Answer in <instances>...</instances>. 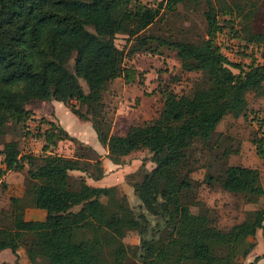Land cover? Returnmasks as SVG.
<instances>
[{"label":"trees","instance_id":"1","mask_svg":"<svg viewBox=\"0 0 264 264\" xmlns=\"http://www.w3.org/2000/svg\"><path fill=\"white\" fill-rule=\"evenodd\" d=\"M183 1L0 0V135L11 124L42 139L40 155L21 153L15 138L1 144L0 174L27 167L23 195L8 198L9 222L0 225V250L8 249L17 257L22 244L28 261L42 257L44 264H126L129 251H135L122 241L129 230L138 235L139 250L131 254L136 264H237L236 258L251 250L248 237L263 229L264 208L247 211L225 229L214 225L211 216L187 215L180 208L193 203L187 199L193 182L188 175L189 147L197 139L206 143L225 113H245L246 91L262 93L264 88V62L251 61L242 68L214 43L220 28L215 17L233 10L241 23L232 36L243 45H264V29L253 30L250 10L238 3L187 0L205 3V38L193 42L143 33L161 10L171 11ZM116 33L134 36L129 52L148 48V41L154 40L175 50L181 69L201 73L188 93L159 88L162 104L157 115L144 124H129L123 134L110 131L111 115L103 99L108 81L119 76L129 81L134 76L133 67L124 61L126 53L114 43ZM232 65L238 67L236 72ZM34 100L60 101L79 119L89 121L114 163L131 151L148 150L153 165L131 187L147 213L162 219L150 237L141 204L135 212L126 196H117L115 187L84 179L77 189L67 186L69 170L100 171L99 155L85 144L81 147L86 152L75 149L73 156L53 152L50 147L61 135L78 140L51 119L32 116L26 105ZM29 119L35 120V133L25 125ZM260 119L258 129L264 126V114ZM251 142L264 158V131ZM204 180H214L232 193L264 197L256 167L224 164L216 175L205 173ZM25 206L44 210V216L25 219ZM261 257L264 253L246 264Z\"/></svg>","mask_w":264,"mask_h":264},{"label":"rangeland","instance_id":"2","mask_svg":"<svg viewBox=\"0 0 264 264\" xmlns=\"http://www.w3.org/2000/svg\"><path fill=\"white\" fill-rule=\"evenodd\" d=\"M142 1L152 3L156 0ZM220 1L215 2L217 7L221 5ZM224 1L229 4L238 3L244 11L250 10V14H252L249 18L251 28L253 30L264 29V0ZM205 9L203 1L194 3L185 0L177 3L171 11L161 10L155 20L143 30V33H153L168 39L197 42L207 36ZM215 18L220 28L216 30L213 41L229 61L238 63L242 68H245L251 61L253 63L264 62V45L251 43L243 45L235 36H232L233 30L237 29L241 23L240 17L233 10L217 14ZM114 43L126 53L124 61L127 66L133 67L134 76L133 80L129 81L121 76L115 77L105 85L103 99L107 105L106 109L111 115L110 131L112 133L123 134L129 124L150 122L157 115L162 104L159 88L167 86L177 93H188L201 74L198 70L181 69L175 50L166 45L157 44L154 40L148 41V48L142 47L140 50L131 52L129 51L132 44L135 43L134 36L116 33ZM71 61L72 58L68 61L69 66ZM230 69L236 72L238 67L232 65ZM79 81L85 90L84 82L81 79ZM262 90V93L246 91L247 108L244 110L245 113H240L238 116H233L229 112L225 113L217 122L206 143H201L197 139L191 149L189 147L190 170L188 175L193 182L187 199L193 203L181 206L182 213L198 217L211 216L214 225L225 229L233 222L246 216L247 211L264 208L263 196L253 197L252 195L232 193L221 189L218 182L214 180L211 182L204 180L205 173L216 175L224 164H238L256 167L264 187V158H260L255 153L254 145L251 142L252 137L258 135L260 131H264L263 125L261 129H258L260 117L264 114V88ZM56 111L59 113L58 117L66 121L67 112L62 107H57ZM26 121L25 125L29 132L35 133V120ZM42 127L45 126L42 125ZM92 133H95L93 129ZM38 136L40 135L34 137L24 134L17 125L8 124L4 133L0 135V147L3 141L15 138L19 142L21 153L32 152L40 155L42 139ZM61 137L50 147L53 152L67 157L73 156L75 149H77V153L86 152L81 147L83 142L79 140V142H75L66 136ZM224 150L228 152L224 154ZM100 159L104 160L100 164V171L91 169V174H85L79 170H69L66 177L67 186L77 189L82 179L92 184L113 186L117 196L122 199L126 196L132 209L135 212L138 211L141 203L136 200L134 194H131V183L140 180L143 173L153 165L149 159L148 150L141 148L122 156L119 166H115L106 154ZM26 167L24 165L18 171L6 170L0 174V225L9 222L6 217L9 212V196L23 195ZM100 201L104 202L105 197H100ZM142 208L144 207L141 204L140 210L148 219L146 235L150 237L155 223L161 222L162 219L147 213L146 209ZM43 216L44 210L42 209L32 206H25L23 209L25 219H40ZM261 232L264 233V227ZM248 239L252 241L251 236ZM122 241L134 247L138 252V235L134 230L127 231L122 237ZM262 248L264 249L263 242H258L255 251L261 252ZM133 251H129L126 264H136L137 259L131 255ZM3 252H0V264L2 261L11 264H44L42 257H37L35 261H28L22 244L17 247V257L13 254L5 255ZM247 261L249 260L246 257L238 256L236 258L237 264H246Z\"/></svg>","mask_w":264,"mask_h":264},{"label":"crops","instance_id":"3","mask_svg":"<svg viewBox=\"0 0 264 264\" xmlns=\"http://www.w3.org/2000/svg\"><path fill=\"white\" fill-rule=\"evenodd\" d=\"M26 107L32 111V113H33L32 116H34L35 118L38 116H44L48 119H51L56 125H58L60 128H63V130H65L69 135H71V136L75 137L77 140L83 142V144L89 145L91 148H93L96 151L97 154H99V159H100V157H102L106 154V149L98 142V140L95 136V133L94 134L92 133V127H91L89 121L79 119L62 102L57 101V100H34V101L28 103L26 105ZM57 107H60V108L62 107L64 109V111L67 112L68 117H66V121L64 119L58 117L59 113H58V111H56ZM45 110H46V112H44ZM72 124H73V126H72ZM117 134H119V133H117ZM102 151H103L104 155H103ZM131 152H133V151H131ZM131 152H129V153H131ZM101 162H104V160L101 161V159H100V164H101ZM112 163L115 166H119V163H114V162H112ZM88 184H92V183H88ZM93 185H100V184H93ZM100 186H104V185H100ZM131 194L132 195L134 194L133 191H131ZM263 225H264V221H263ZM263 234L264 233H262L261 229L259 228L255 231V233L253 235H251L253 247L245 256L247 258V260L252 259V257L256 254H263L264 253L263 248H262L263 251H261V252L255 251L258 242L262 241L264 244V235ZM1 251H4L3 253H5V255L11 254V252L8 249H2V250H0V252ZM254 264H264V257L259 258Z\"/></svg>","mask_w":264,"mask_h":264},{"label":"water","instance_id":"4","mask_svg":"<svg viewBox=\"0 0 264 264\" xmlns=\"http://www.w3.org/2000/svg\"><path fill=\"white\" fill-rule=\"evenodd\" d=\"M140 203V201H138ZM143 210H145L144 208H142Z\"/></svg>","mask_w":264,"mask_h":264}]
</instances>
